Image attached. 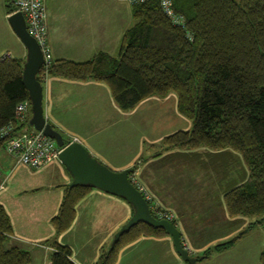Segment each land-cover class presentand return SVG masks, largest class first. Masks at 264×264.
Here are the masks:
<instances>
[{
	"label": "trees",
	"instance_id": "trees-1",
	"mask_svg": "<svg viewBox=\"0 0 264 264\" xmlns=\"http://www.w3.org/2000/svg\"><path fill=\"white\" fill-rule=\"evenodd\" d=\"M173 4L186 20L184 28L174 26L157 2L135 5V25L124 34L117 57L99 54L87 63L59 61L49 69V77L105 84L124 112L151 98L174 94L179 114L192 123V129L165 138L159 157L173 150L198 149L238 154L243 172L229 181L226 209L232 218H260L258 225L264 226V0H173ZM6 11L8 15L14 11L11 0H6ZM24 65L22 60L0 59V129L15 122L20 104L31 103L23 85ZM22 130L32 128L28 124L17 132ZM140 164L134 166V173ZM92 191L65 189L52 220L56 236L70 230L77 205ZM248 231L203 258L232 249ZM168 236L141 224L115 248L104 250L96 264H116L120 251L142 237ZM41 245L53 250L51 264H75L69 247L57 242ZM0 264H33L26 245L15 241L2 205Z\"/></svg>",
	"mask_w": 264,
	"mask_h": 264
},
{
	"label": "crops",
	"instance_id": "crops-1",
	"mask_svg": "<svg viewBox=\"0 0 264 264\" xmlns=\"http://www.w3.org/2000/svg\"><path fill=\"white\" fill-rule=\"evenodd\" d=\"M70 7L78 13V17H74L75 21L70 27H61L59 23L49 21L48 16L53 63L59 61L87 63L99 54L117 57L124 34L135 25L133 7L128 1L72 0ZM7 19L6 11L5 17L0 21V45H2L0 59L10 54L12 59L25 61L27 50L14 37L9 29L10 26L8 27ZM60 28L65 29L61 31ZM5 44H10V47L7 48ZM43 87L46 119L66 141L80 143L94 158L116 172L133 169L141 159L146 158L149 161L148 165L153 167L152 171L157 181V183L152 182L157 185L158 197H155L165 207L164 209L174 215V222L182 233V244L190 250L193 258L204 257L218 244L226 243L227 240L230 241L251 228L250 225L247 226L250 218H232L226 209L225 196L230 184L228 183L226 188V161H222L226 159L224 154H215L206 149L188 152L174 150L158 158L162 165L160 170L155 172L156 166L152 164L157 161L152 159L150 150H143L142 144L137 149L122 144L120 136L113 133L122 124L129 126L127 122L132 117L131 114L151 99L143 102L132 112H124L115 103L110 89L105 84L49 78L43 83ZM111 140L114 141L116 149L113 150V156L108 158L98 145L102 144L101 141L110 142ZM205 152L209 153L212 156L209 159L216 163L212 173L214 178L206 177L205 172L204 177L195 175L189 178L186 173V177L180 179L178 177L181 170L180 162L196 164L198 160L199 163L200 153ZM6 154L12 158V155L7 152ZM202 158L207 160L208 157L202 156ZM192 163L189 165H193ZM8 167L9 164L5 159L0 158L1 171ZM24 169L34 174H47L50 178V186L31 191L40 193L45 192L43 190L45 189L48 194L56 193L55 198L58 204L57 212L53 216L55 218L62 204L64 191L72 182L71 176L61 162H55L38 171L25 167ZM16 171L7 183L5 191L0 193V205L5 207L11 219L15 241L26 245L31 253L33 264H51L53 252V250L41 249L46 256L41 263L37 257L40 251L31 250L33 245L44 243L50 245L54 242L72 250L75 264H96L102 252L111 247L115 235L133 216V210L126 202L94 190L77 205L76 218L70 230L62 236H56L52 217L48 220L51 226L49 232L41 234L40 229L35 226L20 224L19 215L13 208L17 200L14 201L15 198L7 200L5 197L10 190V182ZM160 174L163 175L162 179ZM31 191L26 189L23 192ZM23 192L16 193L20 195ZM20 204L18 203L19 206ZM20 208L22 209L21 206ZM22 214L28 217L29 211L22 209ZM240 221L243 223L242 226L226 235V224L235 225ZM228 251L211 253L197 264H212L215 260L214 255L223 256ZM82 252L84 255H80ZM223 260L225 261L224 258ZM116 264L185 263L176 253L172 238L168 236L142 237L126 245L120 251Z\"/></svg>",
	"mask_w": 264,
	"mask_h": 264
},
{
	"label": "rangeland",
	"instance_id": "rangeland-1",
	"mask_svg": "<svg viewBox=\"0 0 264 264\" xmlns=\"http://www.w3.org/2000/svg\"><path fill=\"white\" fill-rule=\"evenodd\" d=\"M5 1L6 0H0V21L6 15ZM71 1L72 0H46L49 21L59 23V26L61 27H70L75 21L74 17H78L77 11L70 7ZM8 20L9 19H7V21ZM9 26L10 25L8 22V27ZM9 29L12 31L11 27H9ZM64 29L65 28H60L61 31ZM12 33L14 34L13 31ZM14 37L17 38L15 34ZM2 40L3 38L1 37V41ZM17 40L20 42L18 38ZM5 45L7 48L10 47V44ZM177 106L178 99L174 94H170L165 98H151L150 102L145 103L143 107H139L134 111V114H131L132 117H130L129 121L127 122L129 123V126L127 124H122L113 132L120 136V142L122 144H127L129 147H134V149H137L140 147V144H142L143 150H150L151 155L153 156L152 159L157 161L152 164L156 166L157 170H155V172H158L160 170V165H162L159 163L158 158L159 153L164 150L162 147L164 141L163 139L178 132H186L189 129H192V123L179 114ZM101 143L102 144H99L98 147L107 154L108 158L112 157L114 154L113 150L116 149L114 141H101ZM185 152H188V150ZM166 153H163L162 155ZM202 156L208 157L207 160L205 158L203 159ZM209 157L212 156L207 152L200 153L199 163L198 160L195 162L197 165L192 162H180L179 168H181V170H179L178 177L180 179L186 177V173L189 178L195 175L204 177V173L206 172V177L209 176L210 178H214L212 173H214L215 163L209 159ZM0 158L5 159L6 163L9 164L8 169L3 171L0 169V172H3L0 174L2 176L9 177L16 165V160L12 156L14 159L13 161V159L10 156H7L6 152L3 150L0 151ZM140 161L141 162H138L137 164H142H140L136 172L131 175V181L134 182V185L138 189L140 188L141 190H144V192L147 194L152 211L157 217H159V214L162 212L165 214H171L166 209H164L165 207H163L155 197H158V192L156 177L152 171L153 167L148 165L149 161L146 160V158L141 159ZM222 161H226L227 188L229 181L237 179L243 172L244 165L241 157L235 153H229V156H226V159ZM190 163L193 165H189ZM162 178L163 175L160 174V179ZM49 179L50 178H48L47 174H34V172H29L27 169L20 168L16 171L12 181L10 182V190L5 195L7 200H12L14 198V201L17 200V202L13 204V208L16 209L19 215L18 221L20 224L22 226H35V228L40 229L41 234L49 232L51 226L48 220L52 218L57 212L58 202L55 198L56 193L54 192L48 194L47 190L45 189H43L45 192L42 191L40 193H32L31 190H39V188L50 186ZM26 189L30 190L31 192H23ZM18 191H22L23 193L19 195L16 193ZM18 203H21L20 206L22 209H24V211H29L28 217H25L22 214V209ZM249 220L250 222L247 226L250 225L252 229L236 243L234 248L226 252V254L223 255L224 257L221 255H214L215 260L212 264H261V254L264 250V226L258 225V221L261 220L260 218H250ZM242 224L243 223L241 221L235 225L226 224V235L234 232V230H236L238 227H241ZM72 237H74V235ZM220 244L224 243L222 242ZM31 250L40 251L38 252L39 256L37 257L38 260L40 259L41 263L46 259L45 252L37 246H33ZM80 255H84L83 252Z\"/></svg>",
	"mask_w": 264,
	"mask_h": 264
},
{
	"label": "water",
	"instance_id": "water-1",
	"mask_svg": "<svg viewBox=\"0 0 264 264\" xmlns=\"http://www.w3.org/2000/svg\"><path fill=\"white\" fill-rule=\"evenodd\" d=\"M9 25L27 50L24 65L23 85L29 93L31 102L30 127L54 140L61 149L60 162L72 178L69 189L90 188L126 202L133 210L132 218L115 235L112 249L134 228L143 224L155 230L165 231L173 240L176 253L185 264H197L205 258H193L182 244V233L174 222L157 219L143 193L132 183L134 169L114 172L94 158L80 143L66 141L63 136L48 123L44 109V87L38 80L45 65L43 52L27 30L22 14L9 18Z\"/></svg>",
	"mask_w": 264,
	"mask_h": 264
},
{
	"label": "built area",
	"instance_id": "built-area-1",
	"mask_svg": "<svg viewBox=\"0 0 264 264\" xmlns=\"http://www.w3.org/2000/svg\"><path fill=\"white\" fill-rule=\"evenodd\" d=\"M133 7L135 5H143L150 2H157L164 15L179 28H184L186 20L183 16L178 15L174 10L173 0H127ZM13 13L8 15V19L16 14H22L26 21L27 30L33 39L39 44L45 59V65L41 69L39 78L41 83H45L49 77V69L53 65L52 51L49 39L48 26V11L46 0H11ZM2 60L12 59L10 54L4 55ZM31 103L25 102L20 104L15 113V122L9 126L0 129V144L4 146L5 151L12 155L16 160V166L9 177L0 175V193L5 191L6 185L13 176L14 172L20 168H28L31 170H42L55 162H60L61 149L54 140L46 137L35 130H22L17 132V129L26 126L30 123ZM134 184V182H132ZM139 190L143 193L146 200L148 196L144 190ZM149 202V201H148ZM160 219H165L174 222L175 217L172 214H159ZM42 250L48 248L34 244ZM186 249H188L186 247ZM189 250V249H188ZM190 251V250H189Z\"/></svg>",
	"mask_w": 264,
	"mask_h": 264
},
{
	"label": "bare ground",
	"instance_id": "bare-ground-1",
	"mask_svg": "<svg viewBox=\"0 0 264 264\" xmlns=\"http://www.w3.org/2000/svg\"><path fill=\"white\" fill-rule=\"evenodd\" d=\"M150 204V203H149ZM151 207V206H150ZM151 211H152V208H151ZM153 212V211H152ZM161 212V211H160ZM154 213V212H153ZM158 219H160L159 217H158Z\"/></svg>",
	"mask_w": 264,
	"mask_h": 264
}]
</instances>
